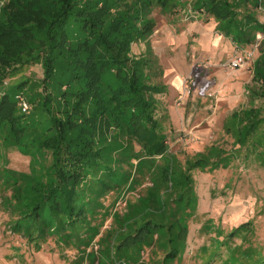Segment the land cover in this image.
I'll list each match as a JSON object with an SVG mask.
<instances>
[{
	"label": "rangeland",
	"instance_id": "1",
	"mask_svg": "<svg viewBox=\"0 0 264 264\" xmlns=\"http://www.w3.org/2000/svg\"><path fill=\"white\" fill-rule=\"evenodd\" d=\"M6 1L0 0V9ZM190 10L189 0H180L172 14L156 8L152 15L157 26L150 43L164 70L154 81L168 85L157 112L168 152L150 157L134 140L122 139L112 167L125 180L95 200L98 189L85 178L81 190L91 200L82 205L85 221L62 232L29 228L22 218L31 203L19 192L29 189L18 179L31 172V158L8 150L0 134V177L3 156L14 175L4 172L0 180V264H264V96L258 94L263 83L254 81L256 64L264 62V33L253 45L237 48L214 30V19L205 22ZM254 13L264 23V5ZM146 45L133 44V55L144 53ZM42 77L37 65L12 82L27 78L38 84ZM30 107L26 114L33 113ZM250 108L261 113L260 121L242 145L240 118ZM199 158L211 165L191 168ZM148 220L165 228L128 250L118 248ZM180 223L187 226L185 241Z\"/></svg>",
	"mask_w": 264,
	"mask_h": 264
},
{
	"label": "trees",
	"instance_id": "2",
	"mask_svg": "<svg viewBox=\"0 0 264 264\" xmlns=\"http://www.w3.org/2000/svg\"><path fill=\"white\" fill-rule=\"evenodd\" d=\"M176 1L180 0H7L1 7L0 134L8 150L20 149L31 158V172L18 179L29 189L19 190L31 203L22 218L29 228L37 224L62 232L85 221L82 205L91 201L81 190L85 178L98 189L95 200L125 180L112 167L122 139L134 140L150 157L168 152L157 115L159 95L168 85L154 81L164 70L150 38L157 26L155 9L170 15ZM189 5L190 12L205 22L214 19L215 30L237 48L253 45L264 33V23L254 13L264 0H189ZM139 42L147 44L145 52L133 55V44ZM37 65L43 69L38 84L27 78L12 82L24 68ZM254 81L263 83L258 94L264 96V62L256 64ZM19 97L29 105L28 111L33 106V113L26 114ZM260 115L250 108L240 118V144L256 130ZM3 160L0 180L4 172L14 177L6 156ZM194 165L210 166L211 161L199 158L191 168ZM170 175L167 170L165 180L171 182ZM24 196L14 197L20 203ZM180 224L185 241L187 226ZM163 228L148 220L118 248L144 243ZM65 233L62 238H67Z\"/></svg>",
	"mask_w": 264,
	"mask_h": 264
},
{
	"label": "built area",
	"instance_id": "3",
	"mask_svg": "<svg viewBox=\"0 0 264 264\" xmlns=\"http://www.w3.org/2000/svg\"><path fill=\"white\" fill-rule=\"evenodd\" d=\"M238 63L240 64V61ZM19 100H20L23 110L28 111L29 105L27 104V102L22 97H19Z\"/></svg>",
	"mask_w": 264,
	"mask_h": 264
},
{
	"label": "crops",
	"instance_id": "4",
	"mask_svg": "<svg viewBox=\"0 0 264 264\" xmlns=\"http://www.w3.org/2000/svg\"><path fill=\"white\" fill-rule=\"evenodd\" d=\"M191 16H193V15H191ZM193 17H194V16H193ZM188 18H189V17H188ZM186 19H187V18H186ZM190 19H191V18H190ZM193 21H194V19L191 20V22H193ZM216 26H217V25H215V29H216ZM215 29H214V30H215ZM177 78H178V77H177ZM178 81H179V85L182 86V81H183V79H182V78H179ZM166 85H167V84H166Z\"/></svg>",
	"mask_w": 264,
	"mask_h": 264
}]
</instances>
